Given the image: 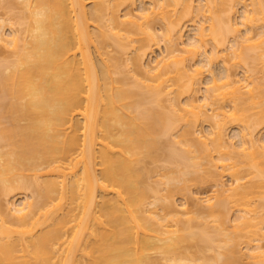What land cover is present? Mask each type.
<instances>
[{"label": "bare ground", "instance_id": "obj_1", "mask_svg": "<svg viewBox=\"0 0 264 264\" xmlns=\"http://www.w3.org/2000/svg\"><path fill=\"white\" fill-rule=\"evenodd\" d=\"M203 1L0 0L19 10L0 18V264H243L241 239L264 264V0ZM187 203L209 217L198 257L173 249Z\"/></svg>", "mask_w": 264, "mask_h": 264}, {"label": "rangeland", "instance_id": "obj_2", "mask_svg": "<svg viewBox=\"0 0 264 264\" xmlns=\"http://www.w3.org/2000/svg\"><path fill=\"white\" fill-rule=\"evenodd\" d=\"M242 1V0H241ZM244 1V0H243ZM5 3V2H4ZM242 3L243 2H241V5L239 4L238 5V7H236L237 9H238V11H237V17L238 16H240V17H242L241 16V14L243 13V8L241 9V7L243 6L242 5ZM1 4V3H0ZM195 6L197 7L198 5L199 6H202L203 4H204V1L203 0H195ZM3 5V6H2ZM7 3H5V4H3V2H2V4L0 5V18H2V19H4V20H6L5 21V26H4V29L6 30V32L9 34V32H10V30H8L9 29V27H10V20H11V22H15V20H16V18H14V14H16L17 13V11H19V10H10L8 7H7ZM89 5H91V4H89ZM198 6V7H199ZM168 9L173 13L174 11H173V9H174V7L172 6V5H170L169 7H168ZM20 13V12H19ZM18 14V13H17ZM238 14H240V15H238ZM10 19V20H9ZM194 19H196V17H194ZM201 19H202V16H201ZM241 19L238 17V21H240ZM18 26V25H17ZM16 26V27H17ZM20 26V25H19ZM258 25H256V27L254 28V30H256L258 27H257ZM15 27V26H14ZM15 27V28H16ZM23 27H24V25H23ZM20 28H22V27H20ZM19 28V29H20ZM18 29V28H17ZM259 29V28H258ZM8 30V31H7ZM260 30V29H259ZM259 30H257V31H259ZM256 31V32H257ZM255 32V31H254ZM255 39H259V38H254V40H252L251 39V41L250 42H248V41H246V43L249 45V46H247L246 44H245V42H244V44L242 43V46H243V48H245V49H243L242 47H241V49H243V50H248V51H250L249 53H250V55H251V57H255V56H257L256 55V53H255V51H254V49H253V47L255 46V48H257L256 46V44H254V42L256 41ZM260 39H262V38H260ZM259 41V40H258ZM262 41V40H261ZM260 41V42H261ZM257 42V41H256ZM210 44V43H209ZM209 44H208V47H210L211 48V46L212 45H210L209 46ZM252 44H254L253 46H251V48H250V45H252ZM259 45V44H258ZM2 48V49H1ZM5 48H3V47H1L0 46V60L3 58V60L5 59V56L6 55H10V54H8V49L6 48L5 50H4ZM164 49V48H163ZM162 49V50H163ZM209 49V48H208ZM252 49V50H251ZM4 50V52H2ZM109 50H112V48L111 49H109ZM5 52H7V53H5ZM161 51L159 50H156V55H153V57L155 58V56H161V53H160ZM154 53V54H155ZM163 53H164V50H163ZM117 54V53H116ZM226 54V53H225ZM227 54L229 55V53L227 52ZM226 54V55H227ZM118 55V54H117ZM226 56L227 58L230 56ZM159 56V57H160ZM223 56H225L224 54H223ZM125 57V56H124ZM149 57H152V55L151 56H149ZM149 57L147 58V59H149ZM13 58V57H12ZM12 58H9V59H12ZM226 58V59H227ZM232 58V57H231ZM150 60L152 61L153 59L152 58H150ZM150 60H147V62L148 61H150ZM227 60H229V58L227 59ZM234 61V60H233ZM255 61H257L258 63H260V65H262V67L260 66V68H259V65H258V67H256L257 65H255V67L256 68H254L253 66L254 65H252V67L254 68V69H256V72H257V70L259 69L260 70V73H258L259 72V70H258V72H257V75H259V78H260V76H263L264 77V63H262V62H260L259 60H255ZM146 61H145V63H147ZM153 62V61H152ZM152 62H151V64H152ZM230 62V61H229ZM254 62V61H253ZM253 62H251V64L253 63ZM232 63V62H231ZM231 63L229 64L230 66H231ZM255 64H257L256 62H254ZM253 63V64H254ZM150 63H149V65H151ZM152 65H154V62H153V64ZM236 66H238V65H232L231 66V69H232V71H234L235 73H237V74H239L241 71H240V67L239 68H237ZM250 67H251V65H250ZM252 68V69H253ZM261 68H263V69H261ZM253 69V70H254ZM239 72V73H238ZM256 72H254L255 74H256ZM242 73V72H241ZM239 74V75H237V78L239 77H241V75L242 74ZM253 73V72H252ZM131 76L133 75L132 74V72L131 73H129ZM254 74V76H255V78L257 77L256 75ZM129 75V76H130ZM253 76V75H252ZM203 78H205V77H203ZM259 78H256V79H259ZM255 79V80H256ZM264 78H260V80H259V82H261V85H263L264 84V80H263ZM263 83V84H262ZM205 85L203 84V86L201 85V88H203L202 89V94L204 93L203 91L205 90ZM247 89H249V87H247ZM246 89V90H247ZM247 95V94H246ZM200 96V95H199ZM250 95H247V97H249ZM246 97V98H247ZM249 102H250V104L252 103V99H250V98H248L247 99ZM248 101H246L245 100V105H249V103H248ZM244 105V106H245ZM250 106V105H249ZM162 108H163V110L164 111H169L168 109V106L164 103L163 104V106H162ZM250 108V107H249ZM253 107H252V111H253ZM256 111V110H255ZM254 112V111H253ZM249 114H251V115H254L255 114V112L252 114V112H250ZM203 123V122H202ZM235 124L236 125V121L235 122H233L232 121V124ZM201 124V123H200ZM231 124V125H232ZM233 124V125H234ZM232 125V126H233ZM202 126V127H201ZM232 126L230 127V130L227 132V138L228 137H230L229 139L231 140V138H232V136H233V138H232V140L234 139V137H237L236 136V134L234 133L235 131V129H237L236 127L238 126H241V125H237L236 127L235 126H233V127H235V128H232ZM200 127L203 129V131H206L207 129H208V125H207V123L205 124V122H204V125L203 124H201L200 125ZM208 131V130H207ZM261 131H263V133H264V126H263V128H262V130ZM234 133V134H233ZM261 134H262V132H260ZM259 133V134H260ZM230 134V135H229ZM171 138L172 137H168V138H163V139H165L167 142H169V146L167 147V148H169V149H172V148H174L175 146H173V147H171V145H170V140H171ZM238 140H239V137H237L235 140H233L232 142L233 143H235V142H238ZM236 144V143H235ZM173 145V144H172ZM235 147H237V145H235ZM163 147L160 149V150H162L163 151ZM236 149V151H238L239 150V148H235ZM160 150H159V152H160ZM160 154L162 155L163 154V152H160ZM216 156V155H215ZM242 156V158H244V155H241ZM168 165V164H167ZM166 165H165V162L163 161V159H161L160 161L158 160V161H153V160H151V159H149V158H146L145 160H143V162L142 163H140L139 165H138V168H139V170L140 171H142V172H145V176H146V184L148 185V186H150V187H157V185L159 184L158 182H160V181H158V180H161V181H163V179H161V178H166L165 177V171L166 170H164V167H165ZM166 168H168V167H166ZM165 168V169H166ZM169 169V168H168ZM167 169V175L166 176H168V175H170V173H169V170ZM156 174H158V175H160V177L158 176L157 177V175ZM225 178L223 179L224 181H226V184L227 183H230V181H231V177L230 176H224ZM232 183V182H231ZM211 184H213L212 182H211ZM160 185H162V184H160ZM229 185V184H228ZM159 186V185H158ZM163 186V188H164V185H162ZM192 188H191V192L193 193L192 195H194L195 193L194 192H197V190H200V191H198V196H200L201 194L203 195V191H204V193L206 192V193H208V195L209 194H211L213 191H212V189H213V185H210L209 183H206L205 185H198V186H191ZM162 188V189H163ZM166 188V187H165ZM214 190V189H213ZM202 191V192H201ZM165 193H166V191H164ZM199 192H201V194L199 193ZM211 192V193H210ZM162 193H163V191H162ZM204 194V195H207V194ZM256 193H258V195L256 194ZM255 194H256V199L254 198V200H256V202H257V204L260 206V208L259 209H264V198H262V197H260L259 195L260 194H263L261 191H259L258 190V192L257 191H255ZM195 195H197V194H195ZM254 196V195H253ZM264 197V196H263ZM1 199V198H0ZM21 199V197H17V199H15L16 201H17V203H20L19 202V200ZM189 199V201H191L190 200V198H188ZM174 200L176 201V204H177V207H178V210H179V208L182 206V203H184V197H183V195L181 196L179 193L176 195V196H174ZM4 200H2L1 199V202L4 204V202H3ZM190 203V202H189ZM189 203H187V204H189ZM204 205H206V203L204 204ZM203 205V206H204ZM257 205V206H258ZM191 206H193V205H188V207H190L189 209H191V210H193V212H192V214H190V215H186V213H184L185 214V216H183V215H181V214H179V216H180V218H182V226L184 225L185 226V228H186V230H183V231H181L180 232V235H183L184 237H187L188 238V240H186V241H182L181 243H179L175 248H173L174 250H175V252H176V255L177 256H179V257H190V256H194V257H198V256H201V254L200 253H198V250H200V247H201V245H202V243L201 242H199V241H197V240H193V239H189L190 237L192 238V236L194 235V233H199L200 232V230H202L205 226H206V223L204 222V221H206L205 219H208L209 217L207 216V214H203V211H204V209H203V211H202V213L201 212H198V213H196L195 212V208H192ZM256 206V205H255ZM185 208V207H184ZM181 209V208H180ZM234 209V208H233ZM232 209V210H233ZM236 209V208H235ZM235 209L233 210V212H234V214H233V212H231L232 214H231V216L232 217H234L235 216ZM184 212V209H182L181 210V212ZM183 212H182V214H183ZM206 212V211H205ZM204 212V213H205ZM191 213V212H190ZM237 213V212H236ZM193 214H195V216H192ZM201 214V215H200ZM196 215H198V216H196ZM169 217V219H171L172 217H173V214L172 215H169L168 216ZM207 217V218H206ZM232 217H230V219H232ZM210 220V219H209ZM190 221V222H189ZM211 226L213 227L214 225H212L211 224ZM212 227H210L209 228V225H208V230L210 229V231H211V228ZM213 230V229H212ZM230 230V229H229ZM231 230H232V228H231ZM240 244H239V246H238V249L239 250H242L241 251V253L243 252V253H246V254H243L244 256H242L241 255V257H244L243 259H242V263L243 264H250L251 262H252V260H250L249 259V257H246V255L248 254L247 253V250H246V246H247V242H246V240H244V239H241V241L239 242ZM264 243V242H263ZM240 253V254H241ZM150 256L152 257V258H154V259H156V260H158V264H163L164 263V261H165V259H162V258H160L162 255L160 254V252L159 251H151L150 252ZM204 255L207 257V259L208 260H212L213 258H214V252H213V250L212 251H210V250H205V253H204ZM248 256V255H247ZM160 258V259H159ZM200 263H202V261L200 262ZM213 264H216V263H213ZM251 264H253V262L251 263Z\"/></svg>", "mask_w": 264, "mask_h": 264}]
</instances>
